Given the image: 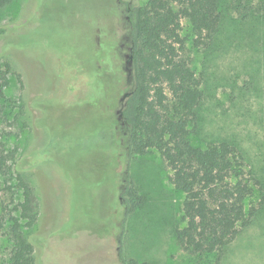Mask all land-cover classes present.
I'll return each mask as SVG.
<instances>
[{
	"label": "rangeland",
	"instance_id": "obj_1",
	"mask_svg": "<svg viewBox=\"0 0 264 264\" xmlns=\"http://www.w3.org/2000/svg\"><path fill=\"white\" fill-rule=\"evenodd\" d=\"M85 1L83 7L80 0H11L0 9V26L9 35L0 37V59L19 74L9 75L4 89L10 106L0 101V151L8 164L36 146L45 154L43 170L27 172L39 201L38 219L28 232L38 246L36 264H120L122 229L125 256L151 264H215L213 255L177 243L183 194L168 180L170 171L155 149L130 161L145 201L123 220L115 175L126 167L125 149L93 113L92 99L77 104L68 79L75 70L72 53L84 51L82 41L90 35L96 47V40L114 38L117 29L100 20L106 0ZM182 26L184 35L185 20ZM188 47L204 90L191 143L234 144L254 193V217L219 264H264V15L225 16L208 45L187 42V55ZM120 54L123 60L126 51ZM4 192L0 200L8 201ZM6 227L7 217L0 214V264L10 250Z\"/></svg>",
	"mask_w": 264,
	"mask_h": 264
},
{
	"label": "trees",
	"instance_id": "obj_2",
	"mask_svg": "<svg viewBox=\"0 0 264 264\" xmlns=\"http://www.w3.org/2000/svg\"><path fill=\"white\" fill-rule=\"evenodd\" d=\"M80 1L84 7L86 1ZM9 2L0 0V9ZM76 13L72 20L77 19ZM231 14L240 20L263 16L264 0H133L130 4L106 0L100 20L117 28L115 37L103 38L98 47L91 46L88 37L79 45L85 53H72L75 70L68 73L77 104L92 99L94 103L89 105L93 113L125 149L126 167L115 175L123 220L145 201L131 177L130 161L155 149L170 171L168 180L183 194V225L175 230L177 243L184 249L213 255L215 264L251 223L256 211L251 203L254 193L242 173V156L234 144L224 140L203 146L191 143L204 90L202 78L192 66L189 47L186 54V44L208 45L221 21ZM183 20L187 22L184 35ZM0 37H9L5 27L0 26ZM123 50L126 56L122 60ZM14 73L10 61L0 59V101L6 107L10 102H5L4 89ZM44 158L36 146L8 164L0 151V191L9 194L8 201L0 200L10 243L5 264H36L38 246L28 232L38 219L39 201L27 172L43 170ZM122 236L123 229L118 237L120 264H151L125 256ZM43 248L41 245L39 250Z\"/></svg>",
	"mask_w": 264,
	"mask_h": 264
},
{
	"label": "flooded vegetation",
	"instance_id": "obj_3",
	"mask_svg": "<svg viewBox=\"0 0 264 264\" xmlns=\"http://www.w3.org/2000/svg\"><path fill=\"white\" fill-rule=\"evenodd\" d=\"M88 37H91L90 35H88ZM97 41V46H99V44H100V42H98V40H96ZM83 42H85V41H82V43ZM83 44H85V43H83ZM81 45V44H80ZM87 46V45H86ZM91 46H93L94 47V45H91ZM96 46V47H97ZM85 53V50L83 51V53L82 54H84ZM126 60H124V62H125ZM126 63V62H125ZM123 96V95H122ZM122 98V97H121ZM118 118H119V116H118Z\"/></svg>",
	"mask_w": 264,
	"mask_h": 264
}]
</instances>
